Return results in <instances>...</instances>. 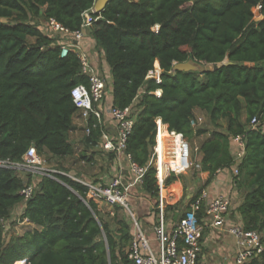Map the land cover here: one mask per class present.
<instances>
[{
	"label": "trees",
	"instance_id": "1",
	"mask_svg": "<svg viewBox=\"0 0 264 264\" xmlns=\"http://www.w3.org/2000/svg\"><path fill=\"white\" fill-rule=\"evenodd\" d=\"M94 2L0 0V159L20 162L31 145L46 160L76 154L68 140L77 111L70 91L87 85V78L77 56L61 57L59 37L51 38L48 30L43 34L38 24L53 20L76 31L81 14ZM254 8L261 17L257 21ZM98 15L86 33L109 68L111 100L106 97V103L123 110L136 102L125 151L146 168L140 187L156 199L153 212H158L159 186L147 161L156 119L185 140L201 137L195 171L207 177L186 211L218 171L235 164L229 141L241 137L243 155L232 176L244 191L237 211L244 230L261 234L263 249L249 264H264V0H109ZM186 62L212 69H173ZM154 65L160 70L158 83L146 79ZM195 109L205 115L202 128L190 124ZM85 127V149L76 156L93 164V154L86 151L99 146L104 126L89 116ZM112 158L107 155L109 163ZM23 174L0 168V264H134L127 258L132 230L121 208L101 211L86 201L85 187L66 176L36 175L32 181L33 175ZM174 182L185 186L172 173L163 188ZM30 184L33 193L18 216L29 227L5 240L1 220L23 202L19 192ZM204 216L201 203L196 218Z\"/></svg>",
	"mask_w": 264,
	"mask_h": 264
},
{
	"label": "built area",
	"instance_id": "2",
	"mask_svg": "<svg viewBox=\"0 0 264 264\" xmlns=\"http://www.w3.org/2000/svg\"><path fill=\"white\" fill-rule=\"evenodd\" d=\"M96 12L93 7L81 14V24L78 30L69 32L53 20L45 24V30L49 31L50 36L59 37L57 41L60 56L65 57L68 53L77 56L80 62V72L87 78V85L79 84L70 91V96L77 109L76 114L84 122L89 116H93L98 123L102 122V116L106 112L115 125L114 132L109 134L102 131L100 135L99 148L103 154H112L113 175L106 183H97L90 180L73 177L69 174L47 170L41 168L42 158L35 152L33 145L29 146L20 162L13 163L8 160L0 159V168L14 169L21 173L35 172L42 170L37 175H44L56 179L54 175H62L70 178L72 181L82 185L86 190V201H92L95 204L103 203L110 207L117 206L126 212L132 221V242L128 248L127 258L134 264H197L198 245L206 227L212 230H223L226 228L228 216L231 212V201L225 195H217L209 201L204 208V218L197 220L196 211L205 198L204 189L200 196L191 204L189 210L176 221L171 235L167 234L166 223L163 216L162 189L163 181L169 175L168 172H174L170 164L161 162L167 152H173L172 138L178 137L183 152L184 168L188 167V145L181 134L169 131L167 127L161 124L159 119L155 120L154 144L151 147L147 161V167L155 169V178L159 186L158 212L156 214V223L153 231L156 237L157 247L152 249L147 241L144 229L137 222L129 204L130 192L134 187H140L142 177L146 172L145 167H139L134 163L130 155L125 151L126 139L132 129L135 113L132 106L123 110L109 106L105 99L110 92L107 88L106 78L98 69L97 64L90 58L89 52L84 48V33L97 19L93 16ZM47 31V33H48ZM160 70L157 65L150 70L146 79H154L159 82ZM158 95V92L156 93ZM201 120L193 119L191 126L196 127ZM251 125L256 124L253 118ZM84 134L88 135L89 130L84 127ZM165 136H160L164 135ZM243 140L241 137H237ZM236 139V138H234ZM172 148V149H171ZM243 155L242 150L236 156L235 163H239ZM176 173V172H175ZM237 174V169L233 175ZM34 185L30 184L20 190L19 194L23 197V202L31 197ZM204 219L207 221L204 222ZM227 231L235 238L237 252L234 258V264H249V262L259 254L263 247L260 242L261 234L256 231H246L242 227L232 226ZM24 264V261H22Z\"/></svg>",
	"mask_w": 264,
	"mask_h": 264
},
{
	"label": "crops",
	"instance_id": "3",
	"mask_svg": "<svg viewBox=\"0 0 264 264\" xmlns=\"http://www.w3.org/2000/svg\"><path fill=\"white\" fill-rule=\"evenodd\" d=\"M84 48L87 52H89L90 58H92V60L95 61V63L98 66V69L105 76L106 82H107V88L111 92V77H110V73H109V68L104 61L103 52L101 50H96L94 48V42L91 39L90 35H87L86 31L84 33ZM95 54H97L99 57V60H100L99 64L100 65L98 64V60L94 56ZM110 92L107 95V100H111ZM158 94H159V92H158ZM196 113H200L201 119L200 118L199 119L201 121H204V119H205L204 113L195 109L194 110V119H195ZM199 119H197V120H199ZM72 124H73V127L68 132V140L72 144L73 149L75 150L76 147H78L77 142L80 141V139L82 141V138L84 135L83 131H84V127H85V122L83 120H81L77 114H75L73 116V119H72ZM102 124L104 126V131L108 132L109 134H112L114 132L115 125L112 122V120L110 119V117L107 115L106 112L102 116ZM198 125H200V123ZM263 132H264V129H263ZM79 137H80V139H79ZM229 144H230V153H231L233 159L235 160L237 154L239 152H241L243 144H242L241 140L238 138L230 139ZM97 148L100 150L99 147H97ZM99 150L93 149L92 151L96 152ZM74 156H71V157H74ZM104 156H105V158H107L106 154H104ZM94 158H96V157L93 156V160H95ZM106 160H108V159H106ZM199 160H200V155H198L196 158L197 164L195 166H196L197 170H198V166H199ZM237 165H238V163H235L233 166H231L228 169L218 171L216 173V175L213 177V179L210 181V183L204 188V192H205V198L203 201L204 208L206 207L207 203L209 201H211L215 196L221 195V194L227 196L230 199L232 205H231V212H230V215L228 216V221H227L225 229H223V230H212L208 227H206L204 229L202 237H201L199 245H198L199 250H198V262H197V264H234V258H235L236 252H237V246H236L235 238L227 231V229L232 227V226H239V227L243 228L241 218H240L238 211H237V207L242 202L244 191L242 189H237L235 184L233 183V180H232V176H233V173L235 172V170L237 168ZM109 166H110V170L113 174V171H114L113 167L114 166H113V164H110V163H109ZM70 170H72V168ZM70 170L69 171L67 170L68 172L66 174L70 175L71 174V173H69V172H71ZM78 175L80 176L79 178H81L83 180H87V181L88 180H90V181L97 180V181H99V183H106L111 178V177L108 178V175H106V173H101V174L98 173V174L92 176V175H87V174L82 172V173H78ZM206 177H207L206 173L198 174V177L192 181V185L193 186H197V185L201 186L202 183L205 181ZM35 180H37V177L33 176L32 181H35ZM171 185L175 186L176 191H175L174 195H171L170 193L167 194V196L165 198V202H164L165 208H166L165 212H166V220H167L166 221V231H167L168 235H171V232L174 229L176 221L185 212V211L182 212V214L178 216L179 207L174 209V210L172 208L167 209L168 206L175 205L179 201L181 194L183 193V190H182L183 186L180 182H174ZM179 190H180V192L178 193ZM194 191L195 190H191L189 192V194L187 195V199H189L192 196ZM172 198H175V200H173ZM150 201H151V198L149 196H147V204H149ZM14 207H17L21 213L23 208H24V202H21L20 204L14 206ZM136 208L139 211L138 206ZM151 209H152V207L149 206V208L147 210V214H142L140 216V218H141V221H144L141 223L144 224L143 229L146 233L147 241H148L149 245L151 246L152 249H156L157 242H156V237H155V234L153 231V226H152L154 216L152 213L149 212ZM171 214L173 215V219L176 218L175 222L170 221V215ZM204 222L206 223L207 221L204 219ZM25 225L28 226L27 224H25Z\"/></svg>",
	"mask_w": 264,
	"mask_h": 264
},
{
	"label": "rangeland",
	"instance_id": "4",
	"mask_svg": "<svg viewBox=\"0 0 264 264\" xmlns=\"http://www.w3.org/2000/svg\"><path fill=\"white\" fill-rule=\"evenodd\" d=\"M253 12V16H254V20L257 21L259 20L261 17L258 14V9L254 8L252 10ZM41 21V19L36 18L35 21ZM3 22H5L4 20H2ZM38 27L40 29V31L45 34V23L43 24V22H41L40 24H38ZM58 37V36H57ZM53 39H56V37H53ZM27 42L29 44H34L35 40L34 39H28ZM95 58L98 60V64H99V57L97 54L94 55ZM100 65V64H99ZM136 102H134L133 106L131 107L132 110L134 112H136ZM201 114L200 113H196L195 119H201ZM205 121V119H204ZM204 121L199 122L200 125H197V128H202V126H204ZM80 139V137H79ZM83 139V138H82ZM185 142L188 145V167L185 169V171L183 173H175V172H171L169 171L168 174H175V175H179L182 177V182L184 183V188L183 193L181 194V197L179 199V201L172 206V208L174 207H179V213L178 216L182 214V212L186 211V206L189 202V200L187 199V195L189 194V192L191 190H196L197 188H199V185L197 186H193L192 185V181L194 179H196L198 177V172L195 171L196 169V158L199 155L197 148H198V144L199 142H201V137H194L191 138L190 140H185ZM78 147H76L75 151L77 155V153H79L80 151H83L85 149L83 142L78 141L77 142ZM97 150H99L98 148H95ZM91 150L93 149H88L86 151L87 155L90 156L91 154H93L92 156H95L96 158H94L95 160H93V164H88L86 163V161H80L81 159L79 157H67L65 159H48L46 160L45 158H42V163H41V168L47 169V170H55V171H59V172H63V173H67L71 168L72 170H70L71 173L70 175L76 178H79L80 176L78 175V173H85L87 175H96L98 173H106V175H108V178H110L113 174L110 170V166H109V161L106 160L107 158H105L104 154L101 153L100 151H96V153L91 152ZM97 160V161H96ZM194 162V163H193ZM110 164H112L110 162ZM56 166H60L61 168H57ZM68 170V171H67ZM42 170H38L35 172H24L25 174H23L22 176H27V175H33L36 177L37 173H41ZM196 172V176H193V173ZM112 174V175H111ZM94 182L99 183V181L97 180H93ZM175 186L169 185L168 188H163L162 189V201H163V216H164V222L166 223V208H165V198L166 195L165 194H171L174 195L175 193ZM180 192V190L178 191V193ZM158 194V198H159ZM161 196V195H160ZM157 198V200H158ZM173 200H175V198H172ZM130 204H131V210L132 213L134 214L137 222L139 223L140 226H142V228H144V224L141 222V218L140 216L142 214H147V210L149 208V206L152 207V209L149 211L150 213L153 214L154 216V220H153V225L155 226L156 223V214L153 212V208L155 207L154 204L156 202L155 198H151V201L149 202V204H147V194L141 189V187H134L133 191L131 193V198H130ZM98 209H100L103 212H114V209L111 208L108 205H105L103 203H98L97 204ZM139 208V211L137 210V207ZM120 214H122L123 219L125 220V222H127V224H129L130 229L132 230V219L131 217L126 213V212H121L119 211ZM20 214V210L17 207H13L10 211V214L8 216L7 219L5 220H1V224L3 227V233H4V238L5 240H8L9 237L11 236H16V235H21L27 228L28 226H26L24 222H19L18 220V216ZM176 219V218H175ZM175 219H173V215H170V221L175 222ZM175 224V223H174ZM166 225V224H165Z\"/></svg>",
	"mask_w": 264,
	"mask_h": 264
},
{
	"label": "bare ground",
	"instance_id": "5",
	"mask_svg": "<svg viewBox=\"0 0 264 264\" xmlns=\"http://www.w3.org/2000/svg\"><path fill=\"white\" fill-rule=\"evenodd\" d=\"M161 137L162 136H165L164 135H160ZM172 143V151L173 152H167L165 153L164 155V159L163 161L161 162H165V163H168L170 164L172 170L178 174L180 173H183L185 171V168H184V160H183V152L184 150L181 148V145H180V140L178 137H174L172 138V140L170 141Z\"/></svg>",
	"mask_w": 264,
	"mask_h": 264
},
{
	"label": "water",
	"instance_id": "6",
	"mask_svg": "<svg viewBox=\"0 0 264 264\" xmlns=\"http://www.w3.org/2000/svg\"><path fill=\"white\" fill-rule=\"evenodd\" d=\"M109 2V0H95L94 4H93V9L96 13H100L104 7L106 6V4ZM174 70H179V71H198V72H202L203 69L205 70H210L212 69V66L207 65L204 68L202 66H200L199 64H196L194 62H186V63H181V64H177L174 66L173 68Z\"/></svg>",
	"mask_w": 264,
	"mask_h": 264
}]
</instances>
